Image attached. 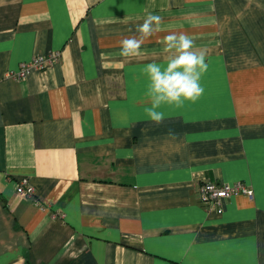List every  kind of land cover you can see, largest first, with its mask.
Returning <instances> with one entry per match:
<instances>
[{
  "label": "crops",
  "instance_id": "1",
  "mask_svg": "<svg viewBox=\"0 0 264 264\" xmlns=\"http://www.w3.org/2000/svg\"><path fill=\"white\" fill-rule=\"evenodd\" d=\"M172 32L206 51L205 92L156 124L143 69ZM204 180L254 196L207 210ZM0 264H264V0H0Z\"/></svg>",
  "mask_w": 264,
  "mask_h": 264
},
{
  "label": "clouds",
  "instance_id": "2",
  "mask_svg": "<svg viewBox=\"0 0 264 264\" xmlns=\"http://www.w3.org/2000/svg\"><path fill=\"white\" fill-rule=\"evenodd\" d=\"M162 17L149 13L142 24L137 25L136 34L123 38L120 43L121 55H140L142 46L160 31ZM167 57L164 63L151 62L143 71L149 84L147 95L150 107L145 113L152 122L163 123L166 115L160 111L164 105L183 107L185 102L196 103L204 95L201 80L208 71L207 53L195 46L187 33L172 32L163 38Z\"/></svg>",
  "mask_w": 264,
  "mask_h": 264
},
{
  "label": "built area",
  "instance_id": "3",
  "mask_svg": "<svg viewBox=\"0 0 264 264\" xmlns=\"http://www.w3.org/2000/svg\"><path fill=\"white\" fill-rule=\"evenodd\" d=\"M61 52L53 51L48 54L36 55L29 61L23 62L20 69L11 72L14 78L24 79L29 73L35 70H45L57 64L60 60ZM17 192L20 196L35 198V187L28 178H23L17 183ZM199 200L207 210H223L225 202L232 196L245 194L254 196V190L245 182L234 183L219 182L213 180L202 181L197 188Z\"/></svg>",
  "mask_w": 264,
  "mask_h": 264
}]
</instances>
